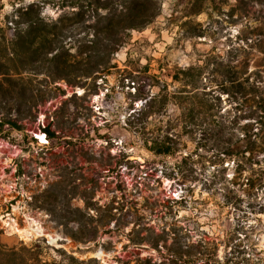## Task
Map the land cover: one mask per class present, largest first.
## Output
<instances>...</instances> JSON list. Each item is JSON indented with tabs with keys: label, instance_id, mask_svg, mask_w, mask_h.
I'll use <instances>...</instances> for the list:
<instances>
[{
	"label": "rangeland",
	"instance_id": "obj_1",
	"mask_svg": "<svg viewBox=\"0 0 264 264\" xmlns=\"http://www.w3.org/2000/svg\"><path fill=\"white\" fill-rule=\"evenodd\" d=\"M88 1L0 0V41L11 42L10 18L20 6L38 4L52 23ZM155 1L157 16L143 30L126 32L107 71L99 66L90 76L74 73L51 83L44 72L23 71L26 86L30 79L34 89L50 90L30 114L27 98L0 91V121L17 126H0V264H9L3 248H28L42 262L57 264H68V256L93 259L90 264H140L146 258L264 264V149L236 168V157L220 153L215 132H189L194 125L188 122L183 130L177 120L183 112L172 98L161 119L176 134L169 154L149 151L126 126L145 102L141 95H173L180 88L173 78L189 67L201 71L199 111L216 114L208 123L214 127L219 116H236L239 125L254 122L247 117L250 85H237L248 80L264 86V0ZM223 77L233 80L225 83L229 93L220 88ZM75 78L83 86L67 83ZM10 85L4 84L6 91ZM259 127L253 125L254 131ZM37 135H45L44 143ZM28 213L46 217L63 240H21L11 226L23 227ZM82 227L87 234L76 240L72 235L80 237ZM97 250L106 257H96Z\"/></svg>",
	"mask_w": 264,
	"mask_h": 264
},
{
	"label": "trees",
	"instance_id": "obj_2",
	"mask_svg": "<svg viewBox=\"0 0 264 264\" xmlns=\"http://www.w3.org/2000/svg\"><path fill=\"white\" fill-rule=\"evenodd\" d=\"M73 4L71 7H74ZM76 5L77 11L71 14L64 13L52 23L44 21L41 16V7L38 4L20 6L10 18L14 29L11 42L7 43L4 38L0 41V48L4 51L0 55V77L3 78L0 80L1 94L16 92L18 96L24 97L25 100L28 99L32 103L26 109L29 114L31 106L34 107L38 101L50 96V90L34 89L30 79L26 86L27 82L23 83L20 76L23 71H32L34 75L44 72L51 76L49 83L65 79L74 73L80 76H90L97 71L95 69L99 66H102L103 71H107L112 67L110 63L113 53L126 42V32L143 30L154 20L159 10L155 0H89L85 4L82 2ZM152 8L153 12H150ZM99 9L106 10L105 14H100ZM70 49H74L76 53L71 54ZM99 54H102L101 57ZM192 70L196 71L194 75L189 74ZM181 73L184 75L182 78L177 76L173 78L174 81L180 83L179 90L173 95H161L160 92L141 95L139 98L144 99L145 102L129 114L126 126L141 137L149 151L155 154H169L172 151L169 142L176 134L171 124L168 121L163 124L161 119L166 116L164 112L170 102L169 98H172L175 105L179 106L183 112L182 116L177 118L184 125L183 130H187L186 123L188 122L194 125L193 129L189 126V132H215L216 146L220 153L232 158L236 157V168H243L245 159L251 158L260 151L257 150L258 147L264 149V86L261 83L259 85L250 84L248 80L237 85L242 90L245 89L242 84L250 85L249 90L253 96L247 99L250 103L247 117L255 119L254 122L239 125L236 116L231 119L219 116L216 117V125L213 127L208 122L214 121L216 114L211 116L200 112L201 105L195 102L199 97L197 85L201 77L200 69L189 67ZM229 82H233L232 78L223 77L222 82L219 83L224 93H229L228 88L231 86H225V83ZM5 83L11 84L7 91L4 88ZM67 83L72 86H83L82 83L76 82V78ZM258 86H262V89L259 90ZM245 93H240L241 98ZM215 100L219 101V97L216 96ZM215 113L218 111L216 110ZM1 120L0 126L10 124L12 127H17L15 122L7 118ZM197 122L200 124L197 125ZM253 125L260 127L254 131ZM81 232L80 237L73 235L72 237L76 240L84 239L87 234L85 227L80 229ZM201 248L202 245L196 249V252L201 253ZM19 252L12 248H3L1 256L9 264H33L30 263L32 259L36 261V264H57L42 262L38 259V254L28 248H23ZM172 255L181 257L182 254L175 251ZM67 260L68 264H90L93 259L84 261L68 256ZM139 261L140 264H167L165 260L152 261L149 258L139 259Z\"/></svg>",
	"mask_w": 264,
	"mask_h": 264
},
{
	"label": "bare ground",
	"instance_id": "obj_3",
	"mask_svg": "<svg viewBox=\"0 0 264 264\" xmlns=\"http://www.w3.org/2000/svg\"><path fill=\"white\" fill-rule=\"evenodd\" d=\"M78 94H82V90H77ZM40 143H44L45 136L37 135ZM25 224L23 227H17L16 224H12L11 230L17 234L21 240L30 241L38 237H45L50 243H56L63 240L62 235L51 229V223L47 221L46 217L40 214L32 215L25 214ZM69 241L68 239L66 240ZM94 255L100 259H104L106 254L102 250H97Z\"/></svg>",
	"mask_w": 264,
	"mask_h": 264
},
{
	"label": "built area",
	"instance_id": "obj_4",
	"mask_svg": "<svg viewBox=\"0 0 264 264\" xmlns=\"http://www.w3.org/2000/svg\"><path fill=\"white\" fill-rule=\"evenodd\" d=\"M45 136V135H44ZM49 245H50V243L49 242H47Z\"/></svg>",
	"mask_w": 264,
	"mask_h": 264
}]
</instances>
